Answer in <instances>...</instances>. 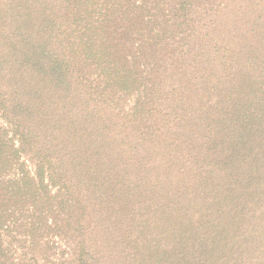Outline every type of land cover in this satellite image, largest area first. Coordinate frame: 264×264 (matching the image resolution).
<instances>
[{
	"label": "trees",
	"instance_id": "1",
	"mask_svg": "<svg viewBox=\"0 0 264 264\" xmlns=\"http://www.w3.org/2000/svg\"><path fill=\"white\" fill-rule=\"evenodd\" d=\"M0 264H264V0H0Z\"/></svg>",
	"mask_w": 264,
	"mask_h": 264
},
{
	"label": "rangeland",
	"instance_id": "2",
	"mask_svg": "<svg viewBox=\"0 0 264 264\" xmlns=\"http://www.w3.org/2000/svg\"><path fill=\"white\" fill-rule=\"evenodd\" d=\"M236 35L237 36H241L242 35V31H240L239 33H236ZM242 49H243V47H242ZM224 78H223V81L221 82V84H219L217 87H218V90H219V87H221V85H222V87H226L225 89H227V85H228V79H227V77H225V76H223ZM219 78H221V76L219 77ZM226 78V79H225ZM207 118L209 119L210 117L209 116H207ZM188 121H189V124H191L192 123V119H188ZM182 126H179V128H181ZM188 130V129H187ZM181 131V130H180ZM179 130H173L172 131V133H171V135H172V138H176V139H182L181 138V133H179L180 132ZM192 140L193 139H195V136H196V134H195V132H192ZM222 134H224V132L223 131H219V133H218V135H222ZM188 135H186V137H187ZM226 143H227V133H226ZM216 139H218V140H220V138L219 137H217ZM171 141H173V139L171 140ZM190 144H191V141H190ZM209 146V145H208ZM209 147H212V146H209ZM227 147V146H226ZM210 151V152H209ZM208 152H209V156H208V159H210L211 158V155H210V153H211V150H209ZM185 152H188V150H186L184 147L181 149V150H178V153L174 156V158L177 156V157H180V155H182V154H184ZM138 154H139V156L140 157H146V159H147V161L150 159V160H154L156 157H157V153H156V151L155 150H152L150 153H148L147 155H146V151H140V149L138 150ZM145 154V155H144ZM191 156H193V155H190L189 157H191ZM187 157V156H186ZM196 159L197 158H199V156H194ZM195 158L193 159V160H191L192 162H195ZM209 161V160H208ZM214 161V160H213ZM177 162V160L176 161H174V163H172L173 165L175 164ZM148 165H149V163H148ZM171 166V165H170ZM167 173L169 174V177H170V179H172V180H176V179H178L179 177H178V175H177V173H175L174 171H172V168L170 167L169 168V170L167 171ZM144 174H146L147 175V172H145ZM148 176H150V175H148ZM155 176H158V177H155ZM143 180V182H144V184L149 188V191L146 193V194H144L143 196H142V198H144V199H151V198H155V196H158L156 199H160L161 197L162 198H168V193L170 194V192H171V190L169 191V192H167V190H164V189H160V188H158V186H156V187H153V185H158V184H160V183H162L163 181H164V177H163V175H159V173H156V172H154V177H153V179L152 180H150V179H148L147 181H145V178H143L142 179ZM226 180L225 179H223L221 176H219L218 177V180L216 181V183L214 184V185H212L214 188H217V187H219L218 185H221V183H223V182H225ZM206 193H208V191H205ZM175 194H176V192H175ZM227 194V193H226ZM225 194V195H226ZM176 196H177V194H176ZM153 203H155V201L153 202Z\"/></svg>",
	"mask_w": 264,
	"mask_h": 264
}]
</instances>
